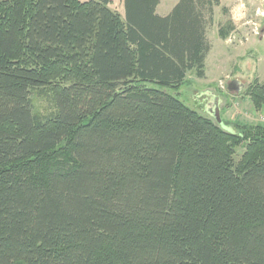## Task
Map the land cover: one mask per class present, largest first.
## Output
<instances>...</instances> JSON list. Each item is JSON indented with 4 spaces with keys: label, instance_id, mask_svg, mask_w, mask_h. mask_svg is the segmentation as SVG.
<instances>
[{
    "label": "trees",
    "instance_id": "1",
    "mask_svg": "<svg viewBox=\"0 0 264 264\" xmlns=\"http://www.w3.org/2000/svg\"><path fill=\"white\" fill-rule=\"evenodd\" d=\"M111 3L0 0V264H264V124L170 92L205 77L220 0Z\"/></svg>",
    "mask_w": 264,
    "mask_h": 264
},
{
    "label": "rangeland",
    "instance_id": "2",
    "mask_svg": "<svg viewBox=\"0 0 264 264\" xmlns=\"http://www.w3.org/2000/svg\"><path fill=\"white\" fill-rule=\"evenodd\" d=\"M176 1L164 0V3L173 4ZM122 5L123 0H112L110 8L119 14L122 12L121 16L124 17ZM214 9H217L216 17ZM210 17L207 16V34L212 50L205 62L207 78L199 79L195 72H190L185 83L170 92L200 115L210 119L213 117L207 111L209 102L204 95L214 93L221 99V118L224 124L241 133V127L245 125L264 123L260 120L264 111L255 110L247 92L254 82L264 83V0H220V6L213 8ZM221 29L229 33L226 38L222 37ZM236 79H240L247 87L240 96L227 91V86ZM35 106L43 115L54 112L50 91L37 98ZM245 147L246 144L236 149V161L245 153Z\"/></svg>",
    "mask_w": 264,
    "mask_h": 264
},
{
    "label": "water",
    "instance_id": "3",
    "mask_svg": "<svg viewBox=\"0 0 264 264\" xmlns=\"http://www.w3.org/2000/svg\"><path fill=\"white\" fill-rule=\"evenodd\" d=\"M245 89H246V85L240 79L233 80L227 86V91L229 92V94H232V95H239L242 92H244ZM204 96L209 102L207 106V111L209 115L215 119V121L218 123V125L222 129L226 131H230L231 128L227 127L221 118V108H220L221 99L211 92H208Z\"/></svg>",
    "mask_w": 264,
    "mask_h": 264
},
{
    "label": "crops",
    "instance_id": "4",
    "mask_svg": "<svg viewBox=\"0 0 264 264\" xmlns=\"http://www.w3.org/2000/svg\"><path fill=\"white\" fill-rule=\"evenodd\" d=\"M180 0L176 1L175 3L171 4V2H168L165 4L164 3V0H161V3L159 5V7L157 8V14L161 17H167L168 15H170V13L173 11L174 7L179 3ZM122 9L124 10V0H123V5H122ZM122 14V12H121ZM124 14H125V11H124ZM214 14H215V17L217 15V9H214ZM214 18V17H213ZM216 23V21H214V24ZM207 32H208V29H207ZM207 39H208V34H207ZM211 50H212V47H211ZM210 50V52H211ZM209 52V54H210ZM208 54V56H209ZM207 56V58H208ZM207 60V59H206ZM229 74H227V77H228ZM205 79L207 78V75L205 73ZM260 82V81H259ZM262 83V82H260ZM236 96H240V95H236ZM239 98V97H238Z\"/></svg>",
    "mask_w": 264,
    "mask_h": 264
},
{
    "label": "bare ground",
    "instance_id": "5",
    "mask_svg": "<svg viewBox=\"0 0 264 264\" xmlns=\"http://www.w3.org/2000/svg\"><path fill=\"white\" fill-rule=\"evenodd\" d=\"M262 122H264V115L261 116V119H260ZM264 124V123H263Z\"/></svg>",
    "mask_w": 264,
    "mask_h": 264
},
{
    "label": "flooded vegetation",
    "instance_id": "6",
    "mask_svg": "<svg viewBox=\"0 0 264 264\" xmlns=\"http://www.w3.org/2000/svg\"><path fill=\"white\" fill-rule=\"evenodd\" d=\"M208 106V105H207Z\"/></svg>",
    "mask_w": 264,
    "mask_h": 264
}]
</instances>
